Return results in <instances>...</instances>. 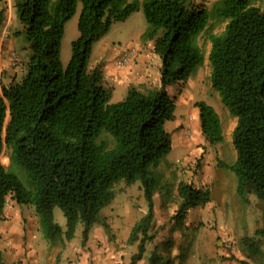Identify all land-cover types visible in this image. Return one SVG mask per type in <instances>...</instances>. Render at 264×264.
<instances>
[{
  "label": "trees",
  "instance_id": "obj_1",
  "mask_svg": "<svg viewBox=\"0 0 264 264\" xmlns=\"http://www.w3.org/2000/svg\"><path fill=\"white\" fill-rule=\"evenodd\" d=\"M79 5V35L64 64L65 26ZM15 6L22 24L15 35L24 37L29 54L22 76L3 84L0 75V155L7 145L11 165L27 170L28 185L0 161V219L11 198L35 208L51 245L72 239L80 222L85 241L102 209L113 201L115 185L141 182L148 209L129 237L139 247L134 258L140 257L155 236L153 172L172 150L166 123L175 118L176 101L166 87L188 80L203 65L205 52L198 41L203 33L211 41L213 87L237 117L233 130L237 159L229 165L238 177L237 192L247 203L250 194L264 203V4L15 0ZM140 9L148 23L142 38L152 40L161 57V85L145 90L131 85L124 99L111 101L102 70L89 68L93 46L114 22ZM213 20L225 21V28L210 32ZM196 105L206 139L211 144L223 141L219 112L203 99ZM178 195L176 217L181 219L190 208L209 202L212 190L181 180ZM56 207L63 211L65 225L56 220ZM242 242L254 252L260 249L264 224L253 235H244ZM155 260L162 264V256Z\"/></svg>",
  "mask_w": 264,
  "mask_h": 264
},
{
  "label": "rangeland",
  "instance_id": "obj_2",
  "mask_svg": "<svg viewBox=\"0 0 264 264\" xmlns=\"http://www.w3.org/2000/svg\"><path fill=\"white\" fill-rule=\"evenodd\" d=\"M195 1L210 6L214 0ZM253 1L264 4V0ZM139 15L145 20L143 12L140 11ZM70 20L63 41V52L68 55L72 54L74 34H79L77 17ZM9 23L11 21L0 11V65H4L0 75L3 84H8L4 81L12 77L22 76L29 54L24 37L15 35L21 25L17 9L12 23ZM125 24L135 29L140 25L136 23V17L127 23L125 20L116 21L95 41V46L100 39H110L115 49L122 47L129 38ZM145 24H148L146 20ZM225 24V21L213 20L209 31L219 33ZM198 41L205 52V62L188 80L172 82L167 89L176 101L177 112V116L167 123L172 135V150L153 172L156 190L152 232L155 236L140 257L134 258L139 247L137 242H129V237L134 223L147 211L148 204L141 182L127 184L122 181L115 185L113 201L102 209L99 221L85 241L84 225L80 222L72 239L51 245L43 234L35 208L9 198L0 219V264H32L38 254L46 258L45 264H157L155 259L161 256L162 264H244L243 261L264 264V242L256 252L242 242L244 235H253L256 228L264 224V203L254 194H250L247 203L237 192L238 177L229 166L237 159L233 142L237 117L213 87L208 33L201 34ZM201 99L213 105L220 114L224 133L221 142L211 144L203 134L196 105ZM8 121L9 111L6 123ZM103 137L111 142L109 134ZM10 153L11 149L4 145L0 161L12 167L10 169L28 185L27 170L11 165ZM181 180L211 188L212 199L190 208L180 219L176 212L181 202L178 195ZM55 218L65 225L66 217L59 207L55 208ZM32 243L36 246V256L30 255L28 250Z\"/></svg>",
  "mask_w": 264,
  "mask_h": 264
},
{
  "label": "crops",
  "instance_id": "obj_3",
  "mask_svg": "<svg viewBox=\"0 0 264 264\" xmlns=\"http://www.w3.org/2000/svg\"><path fill=\"white\" fill-rule=\"evenodd\" d=\"M80 9L81 5L78 6V10L72 19H75L76 17L77 20L79 19ZM15 10V0H0V11L5 13L6 19L9 20V22L11 21V23L12 18L15 16ZM140 11L143 12V10L140 9L132 13L125 20V23H127L130 21V19L136 17V23H140V25L136 27V29L132 28L131 26H127L129 24L124 25L128 31L129 38L125 40L126 42L123 43L122 47L119 46L118 49H115L113 42L110 39H100L98 46H95V44L93 46L89 61V68L94 69L95 67H99L102 70L104 83L106 86L111 88V101H119L124 99L131 85H136L137 87L144 90L160 87L161 85V57L155 52L153 41L144 40L142 38V35L145 32L148 24H145L146 17L144 20V18L139 15ZM70 21L71 20H68L66 23L65 34L61 47V57L64 64H67V62L70 60L69 56L71 57L70 53L68 55L67 53L65 54L63 52V41L65 39L66 31ZM115 23L116 22H114V25ZM21 27L22 24L18 28L20 29ZM72 28L74 27L72 26ZM78 35L79 34H74L75 37L73 40L77 38ZM125 46H135L137 48V53L134 59L128 65L120 67L116 64V59L118 56H120ZM1 50L2 44L0 43V52ZM3 67L4 65L1 63L0 70ZM17 77H19V75H17ZM13 79L14 77L10 78L9 81L4 82L9 83ZM169 87L170 86L168 85L167 89H169ZM175 115L177 116V112H175ZM28 250L30 255L36 256L37 250L33 243L28 245ZM45 259L46 258L40 257L38 254L32 264H45Z\"/></svg>",
  "mask_w": 264,
  "mask_h": 264
},
{
  "label": "built area",
  "instance_id": "obj_4",
  "mask_svg": "<svg viewBox=\"0 0 264 264\" xmlns=\"http://www.w3.org/2000/svg\"><path fill=\"white\" fill-rule=\"evenodd\" d=\"M136 53L137 48L135 46H125L120 56L117 57L116 64L120 67L126 66L134 59ZM13 55L15 56V54Z\"/></svg>",
  "mask_w": 264,
  "mask_h": 264
},
{
  "label": "clouds",
  "instance_id": "obj_5",
  "mask_svg": "<svg viewBox=\"0 0 264 264\" xmlns=\"http://www.w3.org/2000/svg\"><path fill=\"white\" fill-rule=\"evenodd\" d=\"M172 136V135H171Z\"/></svg>",
  "mask_w": 264,
  "mask_h": 264
}]
</instances>
